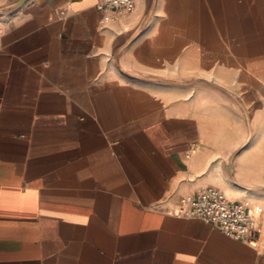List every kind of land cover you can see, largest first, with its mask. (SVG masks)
<instances>
[{
    "label": "crops",
    "instance_id": "obj_1",
    "mask_svg": "<svg viewBox=\"0 0 264 264\" xmlns=\"http://www.w3.org/2000/svg\"><path fill=\"white\" fill-rule=\"evenodd\" d=\"M98 1L0 0V264H264V0Z\"/></svg>",
    "mask_w": 264,
    "mask_h": 264
},
{
    "label": "built area",
    "instance_id": "obj_2",
    "mask_svg": "<svg viewBox=\"0 0 264 264\" xmlns=\"http://www.w3.org/2000/svg\"><path fill=\"white\" fill-rule=\"evenodd\" d=\"M98 8L102 11L104 20H111L119 15L132 13L135 1L99 0ZM190 151L187 152V157L190 156ZM177 213L210 222L235 239H247L252 245L257 243L249 237L251 230L257 226V215L245 202L231 199L217 187L209 186L197 195L181 197Z\"/></svg>",
    "mask_w": 264,
    "mask_h": 264
}]
</instances>
